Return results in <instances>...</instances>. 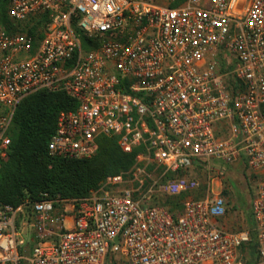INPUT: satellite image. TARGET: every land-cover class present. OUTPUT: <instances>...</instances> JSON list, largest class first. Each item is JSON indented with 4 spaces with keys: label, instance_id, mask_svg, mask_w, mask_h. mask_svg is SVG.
<instances>
[{
    "label": "built area",
    "instance_id": "2783aa9c",
    "mask_svg": "<svg viewBox=\"0 0 264 264\" xmlns=\"http://www.w3.org/2000/svg\"><path fill=\"white\" fill-rule=\"evenodd\" d=\"M175 2L0 0V166L17 104L43 90L75 102L50 157L89 159L102 136L135 151L85 197L0 204V264H242L252 234L264 264V0ZM238 163L252 227L231 231L216 175Z\"/></svg>",
    "mask_w": 264,
    "mask_h": 264
},
{
    "label": "trees",
    "instance_id": "16d2710c",
    "mask_svg": "<svg viewBox=\"0 0 264 264\" xmlns=\"http://www.w3.org/2000/svg\"><path fill=\"white\" fill-rule=\"evenodd\" d=\"M180 1L176 0L173 6ZM29 32L35 33L34 30ZM74 107L75 102L63 93L44 90L24 97L17 104L9 129V149L0 166V204L17 205L23 198L38 199L41 193L82 198L106 176L127 171L133 165L135 151L123 152L114 137L106 136L98 139V150L89 159L50 157L47 142L56 117L61 111ZM237 165L243 171V165ZM181 197H167L163 203L176 212ZM240 252L242 264L257 263L259 254L253 234Z\"/></svg>",
    "mask_w": 264,
    "mask_h": 264
},
{
    "label": "rangeland",
    "instance_id": "374dc122",
    "mask_svg": "<svg viewBox=\"0 0 264 264\" xmlns=\"http://www.w3.org/2000/svg\"><path fill=\"white\" fill-rule=\"evenodd\" d=\"M167 1L163 0L164 3ZM221 167L224 173L216 177L223 187L222 195L227 203L224 225L231 231L250 228V201L255 191V180L245 174L237 164L221 165ZM197 179L200 184L195 196L201 197L206 191V177L197 173ZM213 188L216 191L219 189L217 181L213 182ZM244 252L247 255V249Z\"/></svg>",
    "mask_w": 264,
    "mask_h": 264
},
{
    "label": "crops",
    "instance_id": "0c3cea01",
    "mask_svg": "<svg viewBox=\"0 0 264 264\" xmlns=\"http://www.w3.org/2000/svg\"><path fill=\"white\" fill-rule=\"evenodd\" d=\"M226 205H227V203H226ZM219 224H220V226H222L223 228L226 227V226L224 225V217L220 219ZM225 229H227V227H226Z\"/></svg>",
    "mask_w": 264,
    "mask_h": 264
}]
</instances>
